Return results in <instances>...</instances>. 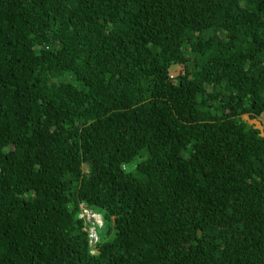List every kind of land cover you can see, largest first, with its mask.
<instances>
[{
  "label": "trees",
  "instance_id": "16d2710c",
  "mask_svg": "<svg viewBox=\"0 0 264 264\" xmlns=\"http://www.w3.org/2000/svg\"><path fill=\"white\" fill-rule=\"evenodd\" d=\"M244 116L264 0H0V264H264Z\"/></svg>",
  "mask_w": 264,
  "mask_h": 264
},
{
  "label": "clouds",
  "instance_id": "9594fccd",
  "mask_svg": "<svg viewBox=\"0 0 264 264\" xmlns=\"http://www.w3.org/2000/svg\"><path fill=\"white\" fill-rule=\"evenodd\" d=\"M172 75L175 76L174 73H172ZM248 118H249V117H248ZM85 212H90V215L93 214V215H91L92 218H93V220H94V219L97 220V223H98V225H99L100 227L103 226V221H102V219H101V217H100L99 215H97V214H95L94 212L89 211V210H85V211H84V214H85ZM86 216H87V215H86ZM87 217H88V216H87ZM88 219L91 220L89 217H88ZM93 220H91V221L93 222ZM100 220H101V222H100ZM91 238H92L93 242H97V240H98V235H97V233H96V229H95V228L92 229V235H91Z\"/></svg>",
  "mask_w": 264,
  "mask_h": 264
},
{
  "label": "rangeland",
  "instance_id": "374dc122",
  "mask_svg": "<svg viewBox=\"0 0 264 264\" xmlns=\"http://www.w3.org/2000/svg\"><path fill=\"white\" fill-rule=\"evenodd\" d=\"M244 119L249 123L254 125L257 129H259L262 134H264V123L260 119L256 120H249L248 116H244ZM85 215H87L91 220H93L92 216L90 215V212H85ZM101 222V220H100Z\"/></svg>",
  "mask_w": 264,
  "mask_h": 264
},
{
  "label": "water",
  "instance_id": "95a60500",
  "mask_svg": "<svg viewBox=\"0 0 264 264\" xmlns=\"http://www.w3.org/2000/svg\"><path fill=\"white\" fill-rule=\"evenodd\" d=\"M91 215H93V214H91Z\"/></svg>",
  "mask_w": 264,
  "mask_h": 264
}]
</instances>
